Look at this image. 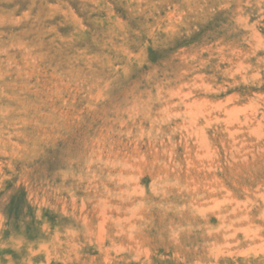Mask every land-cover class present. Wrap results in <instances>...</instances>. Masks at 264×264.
Segmentation results:
<instances>
[{
    "label": "rangeland",
    "instance_id": "374dc122",
    "mask_svg": "<svg viewBox=\"0 0 264 264\" xmlns=\"http://www.w3.org/2000/svg\"><path fill=\"white\" fill-rule=\"evenodd\" d=\"M0 264H264V0H0Z\"/></svg>",
    "mask_w": 264,
    "mask_h": 264
}]
</instances>
